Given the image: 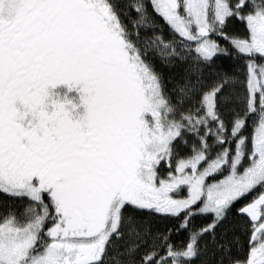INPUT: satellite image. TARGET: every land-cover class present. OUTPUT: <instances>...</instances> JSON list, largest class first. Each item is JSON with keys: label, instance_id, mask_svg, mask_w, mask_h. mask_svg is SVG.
Listing matches in <instances>:
<instances>
[{"label": "snow or ice", "instance_id": "snow-or-ice-1", "mask_svg": "<svg viewBox=\"0 0 264 264\" xmlns=\"http://www.w3.org/2000/svg\"><path fill=\"white\" fill-rule=\"evenodd\" d=\"M0 264H264V0H0Z\"/></svg>", "mask_w": 264, "mask_h": 264}]
</instances>
